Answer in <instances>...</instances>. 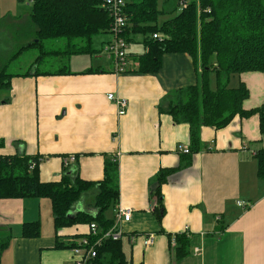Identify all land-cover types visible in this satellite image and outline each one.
<instances>
[{
    "label": "crops",
    "instance_id": "1",
    "mask_svg": "<svg viewBox=\"0 0 264 264\" xmlns=\"http://www.w3.org/2000/svg\"><path fill=\"white\" fill-rule=\"evenodd\" d=\"M5 7L13 10L15 3L0 0V11ZM30 21L31 15L25 24L0 17V39L10 42L0 50V70L9 62L7 57L32 42L35 28ZM133 39L128 67L121 74L109 55L108 69L86 64L75 71L70 58V75L14 78L11 90L0 91V143H4L0 154L40 156L44 182L64 176L98 182L104 177L105 162L117 163L120 196L116 207L133 211L130 222L121 225L128 264H264V179L258 176L252 154L264 149L259 117H238L220 130L203 127L201 150L181 154L180 146L191 149L190 127L175 124L159 107L167 110L178 91L199 84L196 66L187 54H166L159 73L139 74L137 56L146 49L143 39ZM214 74L210 73L211 89L214 84L217 87ZM238 79L235 85L244 84L250 91L244 108L261 106L264 74L245 73ZM109 94L128 100L124 116L118 115ZM70 157L75 161L66 163ZM173 168L180 170L162 186L165 213L159 219L150 189L160 171ZM98 193L97 187L84 193L70 217L96 214ZM238 202L246 206L240 208ZM35 221L41 223V236L22 238L23 225ZM0 226L14 237L1 264H74L71 250L55 249L51 200H0ZM186 227L188 253L178 260L170 242ZM88 232V226H78L59 234ZM150 234L155 240L147 247L144 242Z\"/></svg>",
    "mask_w": 264,
    "mask_h": 264
},
{
    "label": "trees",
    "instance_id": "2",
    "mask_svg": "<svg viewBox=\"0 0 264 264\" xmlns=\"http://www.w3.org/2000/svg\"><path fill=\"white\" fill-rule=\"evenodd\" d=\"M29 2L32 5L31 23L35 35L32 42L20 48L0 70V91L11 90L16 77L70 75L67 62H62L63 65L56 70L40 69L41 64H46V55L60 54L58 50L47 51L48 43L63 40L65 48L60 50L65 51L69 57L91 55L95 53L92 48L94 38L101 34H112L113 19L110 10L104 7L106 0ZM158 2L125 0L128 24L122 37L130 44L133 37L143 36L146 51L137 56L139 74L159 73L166 54H187L193 59L199 74V84L178 91L167 110L159 107V112L168 113L175 124L189 125L191 154L201 150V128L224 129L238 117L248 119L258 116L260 133L264 139V103L247 110L244 104L250 97L248 88L244 84L237 88L229 86L232 75L264 74V0H200L199 7L195 2H190L187 8L165 21L162 26L157 24L162 14ZM155 35L159 39H155ZM32 48L39 51L32 68L25 74L8 73L11 63ZM210 73L216 74L215 90L210 88ZM3 145L0 143V148ZM39 157L0 154V200H51L56 230L55 249L73 251L85 239L92 245L96 244L97 239L91 236V224L97 226L98 237L115 224L114 219H107L105 212L115 208L119 200L118 164L107 160L104 177L98 182L85 181L78 176L73 179L64 176L60 181L44 182L40 176ZM255 159L258 162V176L264 179V149L255 154ZM178 170L180 168L163 169L151 186L154 211L159 219L165 213L162 186ZM96 187L99 189L94 205L96 214L79 213L70 217L72 207L82 195ZM78 226H88L89 232L74 236L59 234L61 230ZM41 234L39 221L25 223L22 227V238L38 239ZM13 239L11 231L0 226V264ZM176 242L173 250L179 260L188 253L189 237L178 235ZM96 250L97 257L89 264H128L122 239L105 240Z\"/></svg>",
    "mask_w": 264,
    "mask_h": 264
},
{
    "label": "built area",
    "instance_id": "3",
    "mask_svg": "<svg viewBox=\"0 0 264 264\" xmlns=\"http://www.w3.org/2000/svg\"><path fill=\"white\" fill-rule=\"evenodd\" d=\"M190 2H195L198 7L200 5V0H178L177 7L181 11L187 8ZM111 12V16L113 19L112 23V34L111 41L106 44L104 51L110 55L116 62L117 72L119 74L124 73L128 67V48L129 44L122 37L124 29H126L128 19L125 16V0H106L104 5ZM155 39H159L157 35L154 36ZM108 100L114 102L116 107L118 108V115L124 116L127 112L129 102L127 99L115 96L114 94L108 95ZM116 136L114 137V139ZM179 152L183 155H190L191 151L184 146H180L178 148ZM253 156L255 153H252ZM75 161L74 157H70L66 163H70ZM33 165L32 167H34ZM238 206L240 208H244L245 203L238 202ZM132 210L130 208H125L121 206H117L115 209V224L114 226L102 236L98 237V228L95 224H91L90 232L91 236L97 239L96 244L92 245L89 240H83L82 244L79 248L74 249L73 255L75 256L74 264H89V262L97 257L96 247L100 246L105 240H114L119 241L123 238L124 233L122 230V223L130 222L132 218ZM186 236L190 235L189 228L186 227L183 233ZM180 234V235H183ZM155 235L150 234L147 236L145 240V245L147 247L152 246L154 244ZM172 247L177 245L176 236H174L171 240ZM199 250H197L198 252Z\"/></svg>",
    "mask_w": 264,
    "mask_h": 264
},
{
    "label": "rangeland",
    "instance_id": "4",
    "mask_svg": "<svg viewBox=\"0 0 264 264\" xmlns=\"http://www.w3.org/2000/svg\"><path fill=\"white\" fill-rule=\"evenodd\" d=\"M15 3V7L12 10H5L7 9L6 7L1 9L0 11V17L4 18H10V19H15V20H20L22 23L25 24L24 21L29 20L31 12H32V5L30 4L29 0H11ZM6 1L2 2L1 4H5ZM8 2V1H7ZM178 0H159L158 2V7L160 12L162 13L159 18L157 24L159 26H162V24L169 20L174 18L180 10L177 7ZM7 5V4H6ZM8 11L10 12L9 17L7 16L9 14ZM31 22V21H30ZM25 27V26H24ZM14 32L9 33V35H13ZM111 38V35L109 34H101L98 35L94 38L93 43H92V48L95 51L93 54H88V55H73L69 57L68 54H65L64 48H65V42L63 40H59L56 42H50L48 43L47 51L51 50H58L60 54L58 55H46V64L43 65L41 64L40 69L41 70H56L59 69L63 65L62 62H69L70 58H72L73 66L72 69L75 71H81L83 69L84 65L88 64L90 67H100V68H105L108 69L111 67V63L108 60L109 54L104 51L105 49V44L109 39ZM137 39H143V36H137ZM10 45V42H7V39H0V50H2L4 47ZM63 49V50H60ZM39 56V51L35 48H32L30 50L25 51L18 59L13 61L11 65L8 68V73L10 74H24L27 73L32 66L34 65L35 60ZM101 57V61H97V58ZM12 58V57H11ZM10 58V59H11ZM7 59L10 61V59L7 57ZM93 60V61H92ZM71 63H68V69L70 71ZM52 65V67H50ZM34 68V67H33ZM215 75V74H214ZM216 77V75H215ZM231 83L230 87H237L239 84L235 85L234 80L237 79L239 80V75H232L231 76ZM216 85L214 84L212 86V89L215 90ZM172 101H169L168 107L170 106V103ZM166 108V109H167ZM106 217L107 219H112L113 216V208H109L106 211ZM126 237V236H124ZM14 240V239H13ZM124 244V243H123Z\"/></svg>",
    "mask_w": 264,
    "mask_h": 264
}]
</instances>
